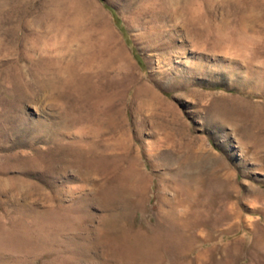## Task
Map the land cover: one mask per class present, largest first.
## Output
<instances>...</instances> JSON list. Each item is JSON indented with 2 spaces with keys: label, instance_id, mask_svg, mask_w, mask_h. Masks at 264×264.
<instances>
[{
  "label": "rangeland",
  "instance_id": "374dc122",
  "mask_svg": "<svg viewBox=\"0 0 264 264\" xmlns=\"http://www.w3.org/2000/svg\"><path fill=\"white\" fill-rule=\"evenodd\" d=\"M0 264H264V0H0Z\"/></svg>",
  "mask_w": 264,
  "mask_h": 264
},
{
  "label": "bare ground",
  "instance_id": "6f19581e",
  "mask_svg": "<svg viewBox=\"0 0 264 264\" xmlns=\"http://www.w3.org/2000/svg\"><path fill=\"white\" fill-rule=\"evenodd\" d=\"M105 31V30H104ZM107 33V32H106ZM106 33L104 32L103 34H102V37H101V39H100V47H101V49H103V44H104V46H105V48L107 47L106 45V43H108V37H107V35H106ZM109 36V35H108ZM95 45V44H94ZM98 46V45H97ZM110 49V48H109ZM96 50V49H95ZM98 50H99V48H98ZM115 51V50H114ZM99 53V52H98ZM107 53V52H106ZM101 54V53H100ZM118 54V53H117ZM109 55V56H108ZM108 58H107V60H106V64H115V63H117V62H119V64H120V58L116 55V53L114 52H112V53H109L108 52ZM99 56V55H98ZM101 56H103V55H101ZM87 57V56H86ZM92 57L93 56H90V58H88V59H85V60H87V63L88 62H90L91 61V59H92ZM81 60V59H80ZM93 60V59H92ZM122 61V60H121ZM96 62V61H95ZM78 63V62H77ZM80 63V62H79ZM84 64V63H83ZM122 64V63H121ZM125 64V63H124ZM101 66V65H100ZM114 66V65H113ZM121 66H123V65H121ZM102 68V67H101ZM110 68H112V67H110ZM115 68V67H114ZM117 69V68H116ZM114 70V69H113ZM70 71L72 72L73 71V69H70ZM95 71V70H94ZM81 73V72H80ZM80 73H78V74H80ZM121 73V72H120ZM86 74V73H85ZM80 75H82V74H80ZM87 76H85V77H83V83H81L80 85H77L76 86V88H78V90H80V91H84V89H87V90H91L93 87H92V85H91V83H90V81L89 80H87ZM80 79V78H79ZM67 80V79H66ZM82 80V79H81ZM70 80H68V82H69ZM66 83V82H65ZM62 84V83H61ZM80 86V87H79ZM130 88V87H129ZM136 88V87H135ZM93 90V89H92ZM128 90V89H127ZM69 91V90H68ZM137 91H139V89L137 88L136 90H135V95H134V99H135V97H136V94H137ZM86 93V92H85ZM89 93V92H88ZM98 94V93H97ZM95 99V98H94ZM97 99V98H96ZM96 99H95V101H96ZM89 101V100H88ZM94 101V102H95ZM134 101V100H133ZM104 102V101H103ZM161 106H163L162 105V99H161V102L159 103ZM94 109H95V107H94ZM92 112V111H91ZM241 116V115H240ZM111 117V116H110ZM110 119V118H109ZM106 122H107V120H106ZM110 122V121H109ZM81 138V137H80ZM81 140V139H80ZM192 156L196 159V161H201V162H203V161H205L204 160V158L202 157V155L200 154V152L198 151V152H196V151H194L193 150V153H192ZM130 174V173H129Z\"/></svg>",
  "mask_w": 264,
  "mask_h": 264
}]
</instances>
